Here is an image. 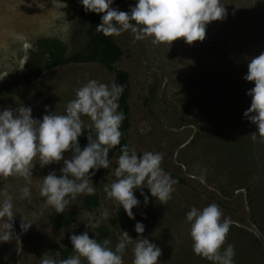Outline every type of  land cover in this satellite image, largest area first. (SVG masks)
<instances>
[{
    "label": "rangeland",
    "instance_id": "rangeland-1",
    "mask_svg": "<svg viewBox=\"0 0 264 264\" xmlns=\"http://www.w3.org/2000/svg\"><path fill=\"white\" fill-rule=\"evenodd\" d=\"M137 2L113 0L111 6L130 12ZM221 4L226 16L207 24L203 41L188 44L181 38L154 45L151 38L135 40L131 31L112 36L124 51L114 66L129 74L131 86V125L125 136L137 153L163 155L161 167L176 180L168 203H160L146 185L137 188L134 194L140 203L133 208L135 219L129 218L104 192L105 185L117 179L120 154H115L100 176L98 170H91L95 175L89 183L98 205L86 207V194L69 197L65 211L74 219L55 229L47 216L56 210L40 195L39 187L51 171L62 175L63 161L44 167L33 161L30 182L21 176L0 178V203L11 197L14 215L11 221L0 219V235L5 221L13 225L9 240L0 241V264H41L45 255L58 262V252L48 244L72 246L70 236L85 231L95 239L99 227L113 249L122 231L129 233L132 244L122 259L123 264H132V248L141 236L135 231L137 222L145 226L142 236L161 249L157 264H213L193 252L186 220L192 207L202 210L212 203L222 210V219L230 218L224 247L234 245V264H264V141L257 126L244 116L251 105L248 90L254 87V82L244 79L247 65L264 52V0H221ZM87 27L80 0L54 4L53 0H0V84L17 82L39 62V40L57 39L69 53L84 44ZM90 79L110 87L114 72L99 63L56 68L32 87L0 94V111L23 105L41 120L45 114H65L75 90ZM82 121L83 127L92 123L88 116ZM71 155L64 153L65 158ZM23 187L30 188V198H21ZM142 191L149 197L147 205ZM105 209L107 219L101 215ZM23 216L32 223L26 232L20 227ZM95 221L99 227L93 228Z\"/></svg>",
    "mask_w": 264,
    "mask_h": 264
},
{
    "label": "clouds",
    "instance_id": "clouds-1",
    "mask_svg": "<svg viewBox=\"0 0 264 264\" xmlns=\"http://www.w3.org/2000/svg\"><path fill=\"white\" fill-rule=\"evenodd\" d=\"M80 3L86 12L103 13L96 26L97 32L118 36L131 31L135 40L151 38L154 45L172 44L181 38L188 44L203 41L207 24L226 16L221 0H138L130 12L113 8V0H80ZM247 68L244 79L254 82V87L248 90L251 105L244 116L257 126L256 132L264 141V52L251 58ZM123 91L122 84L112 82L109 87L90 79L75 90V98L67 103L65 114L53 112L45 114L41 120L33 118L31 107L23 105L15 110L0 111V178L21 176L30 182L36 164L33 161L41 167L63 161L62 175L51 171L42 178L39 193L46 198L47 204L57 213H63L70 203L69 197L75 199L81 194H95V188L89 183V178L95 175L91 170L108 168L109 149L121 141L120 128L126 117L118 111V100ZM82 116H88L92 122L88 126V144L83 149L78 140L84 131ZM93 129L95 135L91 134ZM256 132L251 137L253 141L257 139ZM66 151L72 152L70 158H65ZM162 161L161 153L145 151L138 154L128 145L121 147L114 172L117 179L106 184L104 192L123 207L129 218L135 219L133 208L140 203L134 194L137 188L146 185L151 195L162 204L172 198L176 180L163 170ZM20 192L22 199L31 196L29 187L21 188ZM141 194L147 205L148 195L143 191ZM12 208L11 197L0 203V219L13 220ZM101 215L107 219L108 210ZM222 217L223 212L215 203L202 210L192 207L186 213L193 252L213 264H234V245L224 247L230 218ZM31 224L23 216L20 227L26 232ZM91 227H99V221L93 222ZM3 228L5 231L0 235V241H8L13 225L5 221ZM135 231L141 236L132 248V264H157L161 249L142 236L145 231L143 223L137 222ZM70 240L75 255L58 262L45 255L41 264H81V258L87 264H123L122 254L132 244L127 231H122L114 249L109 246L110 240L98 242L87 231L79 235L73 233Z\"/></svg>",
    "mask_w": 264,
    "mask_h": 264
},
{
    "label": "trees",
    "instance_id": "trees-1",
    "mask_svg": "<svg viewBox=\"0 0 264 264\" xmlns=\"http://www.w3.org/2000/svg\"><path fill=\"white\" fill-rule=\"evenodd\" d=\"M102 15L103 13L97 14L95 12L85 11L88 23L86 40L80 48L72 52L68 53L65 45L57 39L39 40L37 44L38 52L36 53L39 56V62L29 66L27 71L17 82L0 84V94L11 92L13 88L32 87L36 85L46 73L62 66L85 63H99L105 66L114 72L113 82L124 85V91L118 100V109L123 112L126 117L120 128L122 132L120 144L109 149L108 159H110L113 155L121 153V147L123 145H128L130 147L125 133L131 125V110L128 100L131 86L129 74L114 66V63L121 59L124 53L123 49L113 40L112 36H105L103 33L96 31V26L101 22ZM88 134L89 128L86 126L84 127L83 134L78 138L81 149L88 144ZM91 134L95 135L94 129L91 131ZM102 171L103 167L98 170V176L101 175ZM83 203L89 208L96 207L98 205L97 193L95 192L93 195L86 194L83 198ZM73 219V214L65 210L63 213H57L55 211L47 216L48 224L55 229L65 225ZM98 229L99 234L95 239L102 243L106 232L102 227ZM47 247L50 250L58 252L59 260L68 258L72 250V246H61L56 243L48 244ZM81 264H87V261L84 259L81 261Z\"/></svg>",
    "mask_w": 264,
    "mask_h": 264
}]
</instances>
